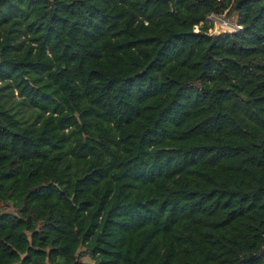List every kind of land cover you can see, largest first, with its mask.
<instances>
[{
    "label": "trees",
    "instance_id": "1",
    "mask_svg": "<svg viewBox=\"0 0 264 264\" xmlns=\"http://www.w3.org/2000/svg\"><path fill=\"white\" fill-rule=\"evenodd\" d=\"M0 81V264H264V0H0Z\"/></svg>",
    "mask_w": 264,
    "mask_h": 264
},
{
    "label": "built area",
    "instance_id": "2",
    "mask_svg": "<svg viewBox=\"0 0 264 264\" xmlns=\"http://www.w3.org/2000/svg\"><path fill=\"white\" fill-rule=\"evenodd\" d=\"M205 23L210 25V34L236 33L244 30V26L239 22L237 14L229 15L227 11L222 14L211 13L206 21H202L195 26V32H200L201 27Z\"/></svg>",
    "mask_w": 264,
    "mask_h": 264
},
{
    "label": "rangeland",
    "instance_id": "3",
    "mask_svg": "<svg viewBox=\"0 0 264 264\" xmlns=\"http://www.w3.org/2000/svg\"><path fill=\"white\" fill-rule=\"evenodd\" d=\"M0 87H3V90L0 92L3 100L8 107H10L14 112H17L26 120H34L35 113L33 112L32 106L23 102V97L18 96L17 90H12L11 88L5 87V83L0 81ZM84 264H93V261L86 257L84 259Z\"/></svg>",
    "mask_w": 264,
    "mask_h": 264
},
{
    "label": "water",
    "instance_id": "4",
    "mask_svg": "<svg viewBox=\"0 0 264 264\" xmlns=\"http://www.w3.org/2000/svg\"><path fill=\"white\" fill-rule=\"evenodd\" d=\"M261 256H264V247H263V250L261 252Z\"/></svg>",
    "mask_w": 264,
    "mask_h": 264
}]
</instances>
